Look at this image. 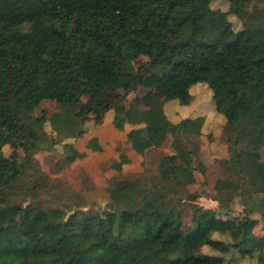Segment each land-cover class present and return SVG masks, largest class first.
<instances>
[{
    "label": "trees",
    "instance_id": "trees-1",
    "mask_svg": "<svg viewBox=\"0 0 264 264\" xmlns=\"http://www.w3.org/2000/svg\"><path fill=\"white\" fill-rule=\"evenodd\" d=\"M216 1L0 0V264H231L236 258L226 257L233 253L264 264V236H255L259 220L252 218L259 208L264 219V0H235L227 11L213 8ZM231 16L243 22L241 29ZM137 54L148 57L149 71L167 76L160 84L171 103L189 107L194 86L211 89L231 136L227 165L237 176L218 181L213 200L223 210L236 191L244 217H222L191 196L185 225L175 189L206 173L191 148L203 137L204 118L173 122L163 106L128 108L127 96L139 85L130 73ZM120 85L124 95L101 98L107 86ZM46 100L63 110L34 120ZM110 117L116 130L132 126L127 142L140 156L172 136L175 154L162 159L160 185L147 190L139 180H124L109 190L105 207L88 211L14 199L35 156L62 143L46 133L47 124L82 138L87 123L101 128ZM64 146L68 163L83 158L71 142ZM88 148L100 150L98 139ZM130 162L121 154L115 166ZM44 182L37 179L33 192Z\"/></svg>",
    "mask_w": 264,
    "mask_h": 264
},
{
    "label": "rangeland",
    "instance_id": "rangeland-1",
    "mask_svg": "<svg viewBox=\"0 0 264 264\" xmlns=\"http://www.w3.org/2000/svg\"><path fill=\"white\" fill-rule=\"evenodd\" d=\"M235 0H220L213 3V8L229 10L231 3ZM235 30L243 26V22L234 16L230 17ZM27 30V27L25 28ZM148 57L143 54L134 55L132 58V69L130 73L139 78V85L135 91L127 96L125 105L134 107L142 111H148L155 106L165 107L168 119L179 121L187 118H204L203 137L195 139L191 148L194 150V158L197 162L203 163L205 175L196 172V183L188 188L178 187L175 189L177 198L181 200V206L185 208V225H190L192 216L191 196H198L197 204L205 210L221 212L222 217L242 218L245 215L244 206L240 198L233 195L232 201L227 196V204L221 210V205L213 198L218 196L215 186L220 180H227L230 177L237 178L227 165L231 159V149L233 146L228 142L231 138L224 131V121L217 115L213 101V93L206 84H199L191 90L194 100L189 107H182L178 103L167 101L165 89L160 81L167 79V76L159 72H151L147 68ZM199 86V87H198ZM116 94H125L124 85L118 88L107 86L101 94V98L112 101ZM63 107L57 101H43L31 117L39 120L42 116L51 118L61 112ZM132 128L127 125L124 131L116 130L113 118H108L103 127L99 128L94 122H89L84 126L86 137L68 138L64 134L55 133L50 126H45V131L49 136L62 141L54 152H40L32 161V166H28V171L20 181L19 193L14 195V199L20 203L34 201L45 208H63L67 211L83 209L85 211L92 208L105 207L110 202L109 190L124 180L136 181L147 188L152 189L161 184L159 166L166 155H174L172 148L173 138L168 135L159 148L148 150L144 156L137 155L127 142V133ZM94 135V136H93ZM92 138H97L101 152H93L88 148V142ZM71 142L78 152H88L84 160H77L70 164L67 161L68 152L65 143ZM13 148L6 147L7 155L12 153ZM19 160L25 161V155L20 149ZM118 155L115 160L112 154ZM125 154L131 160L130 164L124 165L121 171L115 170L113 164L120 160V155ZM262 163L264 164V148L261 150ZM45 179L46 187L33 192L37 179ZM47 178V179H46ZM254 196L252 193H250ZM252 218L259 220V225L254 230L257 238L264 236V219L262 213L258 211ZM214 239H229L221 234H214ZM203 253L211 255H221L211 248H204ZM231 264H257L251 258H242L240 255L229 254L226 259L232 260Z\"/></svg>",
    "mask_w": 264,
    "mask_h": 264
},
{
    "label": "crops",
    "instance_id": "crops-1",
    "mask_svg": "<svg viewBox=\"0 0 264 264\" xmlns=\"http://www.w3.org/2000/svg\"><path fill=\"white\" fill-rule=\"evenodd\" d=\"M94 136V135H93ZM93 152H101L102 153V151H103V148L101 147V149L100 150H98V151H95V150H93V149H91ZM151 150V149H150ZM81 155H83V158L82 159H80V160H84L86 157H87V155H88V152H86V151H84V152H79ZM111 158H113V159H115V160H117L118 159V155H116V154H112V157ZM120 162V160L119 161H117V162H115L114 164H113V168L115 169V170H119V169H117V167L115 166V164H117V163H119ZM119 171H121V170H119Z\"/></svg>",
    "mask_w": 264,
    "mask_h": 264
}]
</instances>
